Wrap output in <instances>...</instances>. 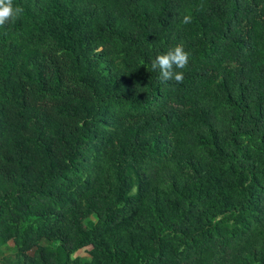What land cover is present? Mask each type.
<instances>
[{
  "label": "trees",
  "instance_id": "trees-1",
  "mask_svg": "<svg viewBox=\"0 0 264 264\" xmlns=\"http://www.w3.org/2000/svg\"><path fill=\"white\" fill-rule=\"evenodd\" d=\"M13 4L0 264H264V0Z\"/></svg>",
  "mask_w": 264,
  "mask_h": 264
},
{
  "label": "clouds",
  "instance_id": "clouds-1",
  "mask_svg": "<svg viewBox=\"0 0 264 264\" xmlns=\"http://www.w3.org/2000/svg\"><path fill=\"white\" fill-rule=\"evenodd\" d=\"M22 14L23 8L14 6L13 0H0V26L19 18ZM192 19L190 14H185L181 23L188 25ZM189 57L190 53L184 49L183 45L178 44L161 54H157L151 61V69L152 71L158 70L159 77L164 82L174 80L176 83H182L184 73L180 69L187 67Z\"/></svg>",
  "mask_w": 264,
  "mask_h": 264
},
{
  "label": "rangeland",
  "instance_id": "rangeland-1",
  "mask_svg": "<svg viewBox=\"0 0 264 264\" xmlns=\"http://www.w3.org/2000/svg\"><path fill=\"white\" fill-rule=\"evenodd\" d=\"M93 220V219H91ZM43 244H49V245H55V242L49 241V240H43L42 241ZM90 247H85L82 248L81 250H79L76 255L81 257L82 259H86L88 257V250ZM13 252V251H12Z\"/></svg>",
  "mask_w": 264,
  "mask_h": 264
}]
</instances>
